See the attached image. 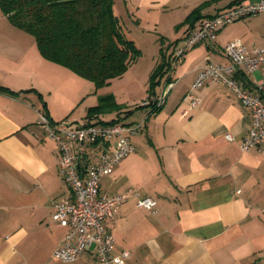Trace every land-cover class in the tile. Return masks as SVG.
Segmentation results:
<instances>
[{
    "label": "crops",
    "instance_id": "1",
    "mask_svg": "<svg viewBox=\"0 0 264 264\" xmlns=\"http://www.w3.org/2000/svg\"><path fill=\"white\" fill-rule=\"evenodd\" d=\"M240 1L113 0L127 35L144 21L161 23L152 17L159 10L171 29L161 36L174 35L172 45H159L169 44L164 51L172 58L154 89L158 95L170 85L165 101L153 114L141 109L134 150L100 178L101 194L132 193L104 222L114 252L130 251L123 264H264V150L240 149L250 110L221 81L208 79L194 89L195 105L187 96L202 66L229 63L224 46L232 39H223L221 27L214 40L196 44L175 62L172 56L204 17ZM196 7L200 18L191 25L187 16ZM235 38L249 47L264 41ZM63 74L77 80L75 72L43 57L34 36L0 9V264H95L94 247L73 261L52 257L66 227L51 215L70 189L59 173L58 144L38 122V112L45 110L53 121L67 117L72 102L64 105L61 98ZM236 76L241 86L262 94L261 70ZM93 105L81 110L79 120H67H107L102 113L86 116ZM147 196L156 200L155 211L137 206V198Z\"/></svg>",
    "mask_w": 264,
    "mask_h": 264
},
{
    "label": "built area",
    "instance_id": "2",
    "mask_svg": "<svg viewBox=\"0 0 264 264\" xmlns=\"http://www.w3.org/2000/svg\"><path fill=\"white\" fill-rule=\"evenodd\" d=\"M261 12H264V0H242L204 17L196 28L185 35L183 45L175 48L173 61L196 44L214 40L221 27ZM224 52L229 63L202 66L187 96L195 105L198 99L192 91L208 79L227 84L250 110L251 125L240 137V149L264 150V41L260 46L249 47L240 38H234L225 44ZM257 69L262 71V77L257 82L262 94L241 86L236 76L241 70L250 72ZM169 87L167 85L161 94H149L141 104L160 106ZM38 116V122L58 144L59 173L70 189L68 197L55 202L51 215L52 221L66 227L62 241L52 251V257L65 262L73 261L93 245L95 264H123L130 251L114 252L115 239L104 222L132 193L127 190L101 194L100 178L111 174L115 166L134 150L131 137L140 132L142 124L111 122L104 118L76 123L53 121L42 110H39ZM225 137L228 140L234 138L230 133H226ZM136 204L155 211L156 200L150 196L139 197Z\"/></svg>",
    "mask_w": 264,
    "mask_h": 264
},
{
    "label": "trees",
    "instance_id": "3",
    "mask_svg": "<svg viewBox=\"0 0 264 264\" xmlns=\"http://www.w3.org/2000/svg\"><path fill=\"white\" fill-rule=\"evenodd\" d=\"M0 9L13 24L34 36L43 57L93 80L96 86L121 76L141 54L115 14L113 0H0ZM199 9L187 16L191 25L200 18ZM166 47L160 48V59L150 73L149 94H154L159 77L171 66ZM107 99L105 96L89 106L86 116L102 113ZM140 107L153 113L161 106Z\"/></svg>",
    "mask_w": 264,
    "mask_h": 264
},
{
    "label": "rangeland",
    "instance_id": "4",
    "mask_svg": "<svg viewBox=\"0 0 264 264\" xmlns=\"http://www.w3.org/2000/svg\"><path fill=\"white\" fill-rule=\"evenodd\" d=\"M117 6V10H118ZM165 11L159 10L154 12L152 17L158 19L163 18L161 23L154 24L151 20L144 21L140 27L133 26V29L127 31L128 36L132 38L135 43L141 48V54L133 61L130 66L124 71L121 76L113 78L108 84L96 86L94 81L76 73L75 78L68 79L64 74L62 75L61 98L64 105L69 102L71 110L67 117L62 120H79L84 115L81 111L85 106L91 104H98L101 98L107 96L105 101V109L102 116H105L108 121L112 117H118V121L122 123H137L141 117L140 104L149 95V76L150 71L153 70L154 61L159 57V45L170 41L173 44V36L162 37L163 34H171L169 29V22L165 20ZM146 27V28H143ZM223 34V39H234L235 37L255 38L264 36V12L251 14L240 18L226 26L219 32ZM172 42V43H171ZM166 44L165 46H168ZM159 48V49H158ZM152 69V70H151ZM96 90H98L96 92ZM96 93L92 94L93 92ZM95 99V100H94ZM94 102V103H92ZM67 107V106H64ZM145 108V107H144ZM153 114V113H152ZM94 121L95 119H91ZM93 247V245H91Z\"/></svg>",
    "mask_w": 264,
    "mask_h": 264
}]
</instances>
